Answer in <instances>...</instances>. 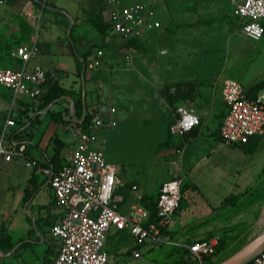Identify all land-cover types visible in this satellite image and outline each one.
Segmentation results:
<instances>
[{"label": "rangeland", "instance_id": "1", "mask_svg": "<svg viewBox=\"0 0 264 264\" xmlns=\"http://www.w3.org/2000/svg\"><path fill=\"white\" fill-rule=\"evenodd\" d=\"M230 1L154 0L159 9L156 23L141 47L128 53L118 37L100 30V17L109 20L101 0H49L55 8L36 15L24 12V1L0 0L1 65L18 69L12 51L37 41L32 61L51 68L54 79L71 89L74 98L87 89L85 97L96 107L95 114H109L111 106L118 109V126L97 129L94 147L120 166L115 200L123 210L134 201L135 192L155 198L162 182L177 172L175 160L190 184L164 241L149 240L141 248L142 257L135 259L134 238L111 233L106 244L110 264H184L187 246L212 235L221 239L219 258L205 259L204 264H220L264 233V136L253 137L245 146H230L209 135L207 126L214 129L213 122L204 128L202 124L201 133L188 140L172 133L176 106L220 105L227 78L245 87L264 80V37L244 33ZM100 47L106 52L104 64L85 72L80 55ZM187 80L204 87V94L192 101L161 93V88ZM7 92L0 86V131L12 107ZM27 108L18 119L32 114ZM43 119V143L54 125V146L72 140L64 120L53 115ZM49 121L58 124L47 127ZM178 145L185 147L182 154ZM31 156L44 161L38 153ZM32 172L25 158L0 155V230L9 231L15 243L24 239L32 244L24 253L22 248L0 247V264H54L45 258V250L57 249L49 220L61 208L51 204L53 190L43 174L37 176L43 185L25 202Z\"/></svg>", "mask_w": 264, "mask_h": 264}, {"label": "built area", "instance_id": "2", "mask_svg": "<svg viewBox=\"0 0 264 264\" xmlns=\"http://www.w3.org/2000/svg\"><path fill=\"white\" fill-rule=\"evenodd\" d=\"M36 3L39 13L48 8L49 0H28ZM109 12V28L118 37L128 53L135 51L132 40L143 38L157 20L155 7L143 0H102ZM235 14L244 33L254 39L264 37V0H231ZM24 12L36 15L31 6ZM38 54L37 41L32 46L20 45L12 56L21 62L18 69L0 65V86L10 90L12 107L0 133V155L14 154L26 159V165L36 175L43 174L53 190L52 201L62 210L59 221L51 226V235L60 243L55 264H110L111 254L106 244L111 233L128 232L134 239L133 257L139 259L141 248L149 240L163 242V234L170 230L175 214L179 213L184 179L177 172L159 187L157 199L158 218L150 221L151 212L143 203V195L136 193L128 209L122 210L115 200L121 184L120 166L107 159L101 149L95 148V131L118 126L116 107H111L109 117L97 112L91 122L83 126L84 116L71 115L67 130L74 139L62 165L55 167L48 158L43 162L27 153L29 141L21 139L28 123L19 127L14 111L23 108L19 101L34 100L46 91L47 70L40 63L30 64ZM105 58L103 48L93 49L84 65L86 70H98ZM247 88L240 81L227 78L222 95L227 106L220 125L222 141L232 145L246 144L253 137L264 136V89L256 97L248 98ZM28 98V99H26ZM202 125L195 110L178 105L172 133L185 137ZM16 130V136L9 137ZM10 133H9V132ZM15 149V150H14ZM182 154V151H178ZM136 191L138 187L133 185ZM219 237L203 238L188 245L184 261L204 264L205 259L217 260ZM240 264H264V244L248 260Z\"/></svg>", "mask_w": 264, "mask_h": 264}, {"label": "crops", "instance_id": "3", "mask_svg": "<svg viewBox=\"0 0 264 264\" xmlns=\"http://www.w3.org/2000/svg\"><path fill=\"white\" fill-rule=\"evenodd\" d=\"M17 1H24V3H25L24 8H25V6H31V8L35 11V13L39 12L38 11L39 6L36 3L33 4V3L29 2L28 0H17ZM143 1H147V2L151 3L155 7V9L157 11V17H158L159 9L156 8L157 5L154 2V0H143ZM51 4L52 3L49 2L48 8L50 10H53V8H55V5H53V4L51 5ZM147 36H148V33L143 38H141L140 41L144 42ZM135 49H138V47H135ZM105 56H106V52H105ZM104 61H105V58H104ZM33 63H40V62L39 61H32L30 64H33ZM15 64H17L18 67L21 66V62L19 60H16V59H15ZM40 64L43 65V67L50 74H52L54 76V72L51 70V68L47 67L46 64H44L42 62ZM103 64H104V62H103ZM186 84H189L190 86L186 87L185 88V93H183L182 92V86L186 85ZM171 86H176L177 87V92L176 93H171V94H173V95H177L178 94V95L182 96L184 99H190L192 101L194 100V98L200 97L202 95L201 94L202 92H203V94L205 92L204 91V87L203 88L202 87H197L196 84L193 81H191V80H187L186 82H181V83H178V84H175V85L166 86V87H171ZM83 91H85V92H83V103H84L83 115H85V112L87 110L86 104L88 105L89 112L93 113L94 109L96 107L95 106L93 107V105H91V101H90V103H88V101L86 100L85 96H86V94L88 92L87 89H84ZM7 93L9 94V92H7ZM90 93H91V91H90ZM168 93H170V92L168 91L167 94ZM9 96H10V94H9ZM205 99H206V101L209 104L210 102H209V99H208V95H206ZM10 100H11V103H13L11 98H10ZM23 102H26L27 105H25V103L23 104ZM33 102H37V103H35V105L32 106L31 103H33ZM184 103H186V102H184ZM19 104L21 106H23V108L15 110L14 112L16 114H19L21 111H23L25 109V107H28L31 110V113H32V114L29 113V115H26L27 117L23 119L24 121L25 120L29 121V118L32 117V116H35L36 114L40 115L39 121L36 122L35 126H32V125H30L29 122H27L28 124L26 126V129L24 130V137H21L20 140H19V141H23L21 139H24V140L26 139L27 141H29V145H28V148H27V153L28 154L32 155L34 153H38L43 159L48 158L50 160V158L53 157L54 153L56 152L57 148L59 146H61V145L63 146V148L61 150L62 154L64 153L63 151L66 148H68L67 152H69V149L71 148V147L69 148V146L74 143V139L73 138L69 142H67L65 140H63V142L60 141L58 145L54 146L53 137L55 136L56 131L58 130L56 125H54V130L52 131V133H50L48 135V137H46V140H44L45 142L43 143V139H45V136H46V132L44 130L45 126L43 127V125H44L43 117H44V115H52L51 113H56L57 115H63L64 119L68 120L70 115H75V104H74V101H73L72 98H61V99H58L55 102H53L52 104H50L48 107H46L45 109H42V110H39V105H40L39 99H34V100H30L29 99V100H26V101H19ZM54 105H56V106L54 107ZM182 105H184V104H182ZM111 107H114V106H111ZM189 108L195 110L199 115H201L203 128H204V125H207V124L209 125L210 122H213V128L214 129H211V128H209V126H207L209 135L214 136V138L218 137V140L221 141L220 134H219V129H220V125H221V123H222V121H223V119L225 117L226 111H227V106H226V104L224 102L223 95H222V101H221L220 105L210 104V107H207L203 103V108L202 107L196 108L192 104H190ZM66 111L69 113L68 116H66ZM118 112L119 111L117 109V113L115 115H118ZM8 115H9V113L7 114V116ZM105 115H111V114L110 113L109 114L106 113ZM174 121H175V114H174V119H173L172 124L174 123ZM53 122L56 123L55 121H49L47 123V125H48L47 127L51 126V124H53ZM66 123H68V121ZM56 124H58V123H56ZM201 128H202V125L199 126L196 129V131H197L196 136L199 133H201ZM1 130H2V128H1ZM65 131H68V130H65ZM64 142H65V144H64ZM230 146H233V145H230ZM184 148L185 147H183L182 149L178 148L177 152L178 151H182V153H183ZM178 154H180V153L178 152ZM63 156H64V158L66 157V155H64V154H63ZM175 162H178V160H175ZM180 174H181V171H180ZM34 175L36 176V179H37L38 175H36L34 172H32L31 175H30L29 180ZM181 176H182V174H181ZM183 179H184V182H185L186 180H185L184 177H183ZM29 180H28V182H29ZM45 182L48 184L47 180H45ZM52 197H53V195H52ZM52 197H51V204L53 206H55V207L60 208L55 202L52 201ZM181 206H180V208H181ZM179 211H180V209H179ZM262 212H263L262 215L264 217V210H262ZM62 214H63V210L62 209L60 210V213L54 214V216H52V218L49 220L50 221V225H52V224L56 223L57 221H59L61 216H62ZM177 214L178 213H176L174 217H176ZM117 233H120V232H117ZM125 233H128V232H125ZM212 237H219V236L212 235L209 238H212ZM206 238H208V237H206ZM220 240L221 239L219 237V245L221 244ZM43 241L44 240H42V242ZM262 246L263 245H261L260 247H257L242 262L248 261ZM24 252H25V250H23V253ZM217 254H219V253H217ZM23 256H24V254H23ZM216 258L218 260L219 256L216 257ZM27 261H29V260H27ZM242 262H240V263H242Z\"/></svg>", "mask_w": 264, "mask_h": 264}, {"label": "trees", "instance_id": "4", "mask_svg": "<svg viewBox=\"0 0 264 264\" xmlns=\"http://www.w3.org/2000/svg\"><path fill=\"white\" fill-rule=\"evenodd\" d=\"M101 4L103 6V9L106 10V6H105V4L103 3L102 0H101ZM210 22H212V21H207L206 23L209 24ZM262 24L264 26V19L262 20ZM99 28L108 37H110L112 35V31L109 28V24L106 22V19L104 17H102V16L100 17ZM142 43H143V41L141 42L140 39H137V40H132L130 42V45L139 48V46L141 47ZM122 46H124V45L122 44ZM92 52H93V49L91 48V49H88V51L85 52L84 54L80 55L79 65L81 66V68H84V65H85V63L87 61V58H88V56L90 54H92ZM45 89H46V91L44 92V94L41 97L38 98L39 101H40L39 110L45 109L46 107H48L50 104H52L53 102H55L58 99H61V98H72L73 101H74V104H75V116H78V117H82L83 116L84 103H83V95H82V93L79 94L76 98H74L72 96V94H71L73 91L71 89H67L66 87L61 85L58 82V80L54 79L53 75L50 74L48 71H47V83H46ZM263 89H264V80H261V81L255 83L254 85H250L247 88L246 95H247L248 98H254ZM167 96L172 98L175 95H173L171 93H168ZM24 103H25V105H27L26 102H23V104ZM86 106H87V110L85 112V116H84V119H83V123H82L83 126H86L87 124H89L91 122L93 116L95 115L94 112L93 113L89 112L87 104H86ZM26 110L24 112H27ZM51 114L53 115L54 119H56V118L58 119V117H59L60 119L64 120L65 122L69 121V119L65 120L63 115H57L56 113H51ZM26 115H28V114L26 113ZM20 116H21L20 114H18V116H16V122L18 123L19 127H22L27 122H29L30 125L35 126L36 122L39 121V118H40V115L36 114L35 116L30 117L29 121L28 120L24 121L22 119H18V117H20ZM70 117H71V115H70ZM195 131H193L190 134L186 135L184 138L186 140H188V138L190 136H196L197 131L196 132ZM16 134H17V131L14 130L13 133H11L9 135V137L12 138L13 136H16ZM246 144H248V143H246ZM246 144L235 143V144H232V145L233 146H239V145L245 146ZM62 148H63L62 145L59 146L57 148L56 152L54 153L53 157L50 158V163H52L55 167H60L62 165V162L65 159L64 156H62V151H61ZM178 148L182 149L183 146H181V145L179 146L178 145ZM42 185L43 184H38L36 176L34 175L29 180V187L26 188V195H25V198H24L25 202H27L30 199H32L33 197H35V195L37 194V192L39 191V189H40V187ZM190 188L191 187H190L189 183H186V182L183 183V186H182V201L185 199L186 194H187V192L189 191ZM158 194H159V191L156 194L155 198H149L148 199V197H146V196H144V198H143V203L145 204V206L151 212L150 221H154V220H156L158 218V209H157ZM182 201H181V205H182ZM120 233H125V232H120ZM17 245H18V247H17L16 251H18L21 248H22V250H25L29 245H32V244L30 242H28L27 240H24V239L20 240L18 243H15L13 241V237L10 234L9 231H7L6 229H1L0 230V247H1V249L12 250ZM59 246H60V243L58 242V246H57L56 250L48 247L46 249V251H45V258L47 260H51L54 264H55V261H54L55 257L58 254ZM220 249H221V244L217 247V253H219ZM44 262H46V261H44ZM184 264H187V262L184 261Z\"/></svg>", "mask_w": 264, "mask_h": 264}, {"label": "water", "instance_id": "5", "mask_svg": "<svg viewBox=\"0 0 264 264\" xmlns=\"http://www.w3.org/2000/svg\"><path fill=\"white\" fill-rule=\"evenodd\" d=\"M84 71H86V68L84 67ZM83 71V72H84ZM189 84L183 85L182 86V92L185 93V88L189 87ZM170 93H176L177 92V87L176 86H171V87H164L161 89V93L166 95L167 92ZM264 244V233L257 237L253 242L242 248L239 252H237L235 255L230 257L229 259L225 260L224 262L220 264H239L242 262L250 253H252L257 247H260L261 245ZM18 246V245H17ZM15 246L14 249L17 248Z\"/></svg>", "mask_w": 264, "mask_h": 264}, {"label": "bare ground", "instance_id": "6", "mask_svg": "<svg viewBox=\"0 0 264 264\" xmlns=\"http://www.w3.org/2000/svg\"><path fill=\"white\" fill-rule=\"evenodd\" d=\"M252 205V204H251ZM249 209V208H248ZM246 212H247V210H246ZM250 212V211H249ZM247 214V213H246ZM249 214V213H248Z\"/></svg>", "mask_w": 264, "mask_h": 264}]
</instances>
